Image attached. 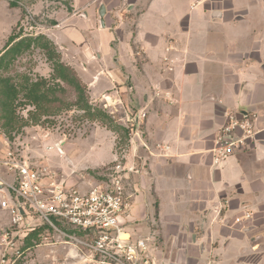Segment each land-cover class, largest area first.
Instances as JSON below:
<instances>
[{
  "label": "crops",
  "instance_id": "0c3cea01",
  "mask_svg": "<svg viewBox=\"0 0 264 264\" xmlns=\"http://www.w3.org/2000/svg\"><path fill=\"white\" fill-rule=\"evenodd\" d=\"M172 1L149 0L125 40L119 25L85 11L90 31L109 37L89 42L52 33V40L84 60L82 77L95 101L110 95L146 114L152 156L140 150L126 176L122 223L137 236L152 232L162 240L154 264H249V225L234 219L264 206V0H232L229 10L182 0L190 11L200 8L189 15ZM142 21H150L145 31L137 27ZM229 112L253 114L257 134L215 163V140ZM101 154L92 150L83 164L96 167ZM0 211L7 215L4 228L9 215Z\"/></svg>",
  "mask_w": 264,
  "mask_h": 264
},
{
  "label": "rangeland",
  "instance_id": "374dc122",
  "mask_svg": "<svg viewBox=\"0 0 264 264\" xmlns=\"http://www.w3.org/2000/svg\"><path fill=\"white\" fill-rule=\"evenodd\" d=\"M148 1L20 0V6L13 8L10 7L9 0H0V53L12 33L21 37L44 36L55 46L59 61L71 68L79 82L85 87L86 100L91 108L90 112L94 110L102 112L101 119L92 118L91 115L75 105L77 96L74 89L54 78L53 63L48 59L44 49L32 46L19 56L8 70L2 71L0 74L11 78L19 86L25 84L26 81L29 83L39 82L43 87L52 88L54 92L50 91L48 96L55 99L43 102L41 111L36 113L33 105L24 101L22 92L20 93L14 108L15 124L6 128L3 126L4 118H0V161L7 152H13L19 160H26L35 166H46L57 182L64 181L69 187H79L83 190L101 182L114 159L121 162L123 155H127V163L136 168L135 158L139 156V153L137 157L133 158L129 146V130L125 127L124 112L119 111L113 118L102 107V103L94 100L86 78L82 77L85 73L82 68L84 60L79 59L76 54L69 55L67 50L65 51L63 47L52 40L51 35L54 33L67 37L69 33H73L78 39L83 37L89 42L106 39L109 34L104 31L103 34L96 30L90 31L93 29L92 20L82 18L81 14L82 11H85L86 14L98 19V7L102 4L106 8L103 17H107L108 23L112 24L113 28L117 25L122 28L120 32H122V39L125 40L127 36L125 30L134 31V18ZM160 1L165 4L167 0ZM198 2H209L215 9L229 10L233 7L232 0H198ZM172 3L180 11H183L184 15L200 11L198 7L190 11V4L186 1L173 0ZM155 4L158 5L157 1ZM154 6L152 9L155 8ZM261 6L264 7V2ZM74 9L78 11L74 13ZM70 17H74V19L68 20ZM137 25L140 31H145L149 28L150 21L149 23L142 21ZM116 35L117 32L114 36ZM117 36L118 42H120L121 36ZM74 47L73 50H77L79 45L75 44ZM125 109L129 114L133 113L132 110H128L126 107ZM1 114L0 112V116ZM112 143L113 158L110 160L107 155L109 156L108 150ZM96 148L102 152L101 163H98L96 167H86L83 164L87 160L84 157L85 154L88 155ZM68 149L72 150L71 153L67 151ZM123 160L125 161V159ZM4 180L10 181L6 170L0 164V182ZM249 212L251 215L252 212ZM6 222V213L0 211V233ZM241 223L249 225V228L245 229L248 233L249 246L253 250V253L249 255V264H264V206L255 215H251L249 220L240 223L234 221L235 225ZM151 229H158L157 224H151ZM43 236L47 239L42 238ZM43 236L38 237L37 234H33L27 240L26 243L32 245V249L26 255V264H73L77 261L67 257L69 251L67 247L53 243L59 240L54 238L51 232H45ZM138 237H150V248L154 257L162 249V240L152 232L147 235L140 234ZM51 242L53 244L50 246H42ZM34 243H37L39 247H35ZM51 251L53 252L51 253Z\"/></svg>",
  "mask_w": 264,
  "mask_h": 264
},
{
  "label": "built area",
  "instance_id": "2783aa9c",
  "mask_svg": "<svg viewBox=\"0 0 264 264\" xmlns=\"http://www.w3.org/2000/svg\"><path fill=\"white\" fill-rule=\"evenodd\" d=\"M98 101L113 118L120 110L124 112L133 158L140 150L152 156L143 130L145 112L129 114L110 95H102ZM255 124L256 117L251 113L226 114L215 140L214 162L225 160L254 140ZM155 149L165 148L156 144ZM122 158L125 161L114 159L101 182L83 190L57 182L46 166H35L7 152L0 161L10 179L0 182V209L9 215L0 233V264H26V255L32 249L27 240L45 232L59 240L53 243L69 249L67 257L77 260L73 264H153L150 237H138L132 227L122 223L127 209L124 181L135 171L127 163V155ZM250 217L246 213L234 221L240 223ZM34 246L39 247L37 243Z\"/></svg>",
  "mask_w": 264,
  "mask_h": 264
},
{
  "label": "trees",
  "instance_id": "16d2710c",
  "mask_svg": "<svg viewBox=\"0 0 264 264\" xmlns=\"http://www.w3.org/2000/svg\"><path fill=\"white\" fill-rule=\"evenodd\" d=\"M9 5L10 7L17 8L20 6V0H9ZM32 46L44 49L48 55V59L53 63L54 78L68 84L74 89L77 96L75 105L91 115L92 118L101 119L102 112L97 110L90 112L91 108L86 100L85 87L79 82L75 72L59 61V55L55 52V46L44 36L21 37L18 34L12 33L3 51L0 53V72L8 70L10 65L12 66L13 62ZM50 91L54 92L52 88L43 87L39 82L29 83L26 81L25 84L19 86L11 78L0 74V112L2 113L0 118H4L3 126L8 128L15 124L14 108L21 92L24 101L32 104L37 113L41 111L43 102H50L55 99L48 96Z\"/></svg>",
  "mask_w": 264,
  "mask_h": 264
},
{
  "label": "water",
  "instance_id": "95a60500",
  "mask_svg": "<svg viewBox=\"0 0 264 264\" xmlns=\"http://www.w3.org/2000/svg\"><path fill=\"white\" fill-rule=\"evenodd\" d=\"M104 14H105V8H104V6H100V8H99V17L103 18ZM101 26H103L102 20H101Z\"/></svg>",
  "mask_w": 264,
  "mask_h": 264
}]
</instances>
